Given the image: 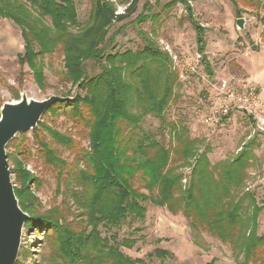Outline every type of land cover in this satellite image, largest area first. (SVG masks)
<instances>
[{
  "label": "trees",
  "instance_id": "obj_1",
  "mask_svg": "<svg viewBox=\"0 0 264 264\" xmlns=\"http://www.w3.org/2000/svg\"><path fill=\"white\" fill-rule=\"evenodd\" d=\"M138 1L115 0L125 7L118 15L110 0H91L87 24L80 28L74 0H0V20H9L20 30L23 53L17 59L27 66L37 88L48 87L45 60L60 52L63 79L78 90L70 102L53 105L43 117L62 115L87 129V150L47 124L34 129L38 158L52 172L57 194L63 196L60 206L44 213L38 212V200L30 190L31 185H40L39 179L16 160L30 153L26 140L7 145L12 148L7 159L15 163L14 193L29 217L24 228L44 235L50 231L61 264H145L121 252L130 249L132 241L102 238L99 229L143 221L144 204L149 202L171 215L181 213L193 229L202 227L213 238L230 243L236 264H261L264 237L257 235V219L262 208L251 199L243 212L241 200H233L254 159L249 147L211 165L208 148L200 151V142L191 139L185 127L167 122L165 113L177 83L168 54L152 44L114 52L117 32L108 38L109 31L135 12ZM236 1L231 0L234 6ZM196 33L197 52L205 63L199 29ZM146 117L167 129L166 146L152 136L137 135ZM55 147L74 149V162L68 164ZM172 162L177 166L171 167ZM182 167L186 174L178 172ZM69 200L81 218L77 228L67 223V215H72ZM148 257L166 264L172 255L158 249Z\"/></svg>",
  "mask_w": 264,
  "mask_h": 264
},
{
  "label": "rangeland",
  "instance_id": "obj_2",
  "mask_svg": "<svg viewBox=\"0 0 264 264\" xmlns=\"http://www.w3.org/2000/svg\"><path fill=\"white\" fill-rule=\"evenodd\" d=\"M110 1L115 4L116 14L124 13V6L116 4L115 0ZM74 3L79 27H84L91 0H74ZM236 3L234 6L231 0H139L135 12L121 23L114 24L108 38L117 32L114 52L135 51L152 44L170 58L169 52L176 56V62L171 60L177 83L165 116L167 122L185 127L188 136L200 142V151L209 149L211 165L232 159L241 148L249 147L254 159L247 169L244 186L234 193L233 200H241L243 212L248 210L251 199L262 208L257 219V235L264 237V131L257 127L252 118L240 112L232 114L222 126L206 127L201 123L209 96L205 80L219 82L232 79L253 84L264 103V0H237ZM238 19H243L242 30L236 26ZM197 29L204 43L205 63L202 55L201 60L195 62L198 54ZM22 53L20 30L11 21L0 20V108L4 103L20 100L22 95L27 99L42 101L51 96L74 98L78 94L77 88L63 79L60 52L45 60L44 75L48 87L44 91L37 88L27 66L19 64L17 57ZM40 123L69 136L82 149H88L87 129L81 124L62 115L42 117ZM33 131L17 135L11 142L21 145L26 140L30 153L16 160L39 179L40 185H31L30 190L38 200V212L44 213L52 206H60L63 196L57 194L52 172L46 170L38 158ZM39 134L42 138L46 136L42 132ZM137 135L152 136L164 146L169 141L167 129H163L161 122L151 117L143 119ZM55 148L68 164L74 162V149ZM11 152L12 148L6 149V153ZM7 161L10 170L13 169L15 163L12 158ZM173 166L177 164L172 162ZM178 172L186 174L187 170L182 167ZM11 178L14 184V176L11 175ZM14 187L17 185L14 184ZM73 187L76 188L75 185ZM68 205L72 215H67V223L77 228L81 220L77 217L79 212L70 200ZM144 206L146 215L143 221H128L119 228H100L101 237H113L117 242L132 241V247L122 248L121 252L145 264L160 263L155 257H148L158 249L172 255L165 260L166 264H236L237 258L230 243L220 242L202 227L193 229L190 221L181 213L171 215L166 209L154 207L149 202ZM48 234L50 231L44 235L36 228H24L17 263L61 264L53 238ZM259 258L264 264V248Z\"/></svg>",
  "mask_w": 264,
  "mask_h": 264
},
{
  "label": "water",
  "instance_id": "obj_3",
  "mask_svg": "<svg viewBox=\"0 0 264 264\" xmlns=\"http://www.w3.org/2000/svg\"><path fill=\"white\" fill-rule=\"evenodd\" d=\"M243 29V19L236 20ZM69 97L51 96L42 101L27 99L4 103L0 108V264H16L20 251L22 231L28 215L18 204L14 193L6 147L20 134L37 128L47 110L57 103H68Z\"/></svg>",
  "mask_w": 264,
  "mask_h": 264
},
{
  "label": "built area",
  "instance_id": "obj_4",
  "mask_svg": "<svg viewBox=\"0 0 264 264\" xmlns=\"http://www.w3.org/2000/svg\"><path fill=\"white\" fill-rule=\"evenodd\" d=\"M169 52V48H167ZM176 62V56H172ZM201 60V55L196 54L195 62ZM194 73L195 69H192ZM201 79H205L200 76ZM209 87L205 115L201 123L206 127L222 126L234 113H244L252 118L257 127L264 131V103L260 99L258 89L255 85L235 80H222L214 82L205 80ZM30 171V170H29Z\"/></svg>",
  "mask_w": 264,
  "mask_h": 264
}]
</instances>
